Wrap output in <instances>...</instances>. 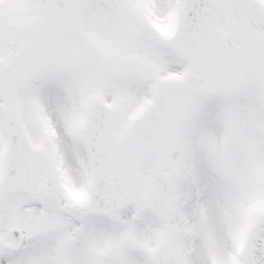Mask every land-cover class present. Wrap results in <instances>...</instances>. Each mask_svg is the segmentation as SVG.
Segmentation results:
<instances>
[{
    "label": "snow or ice",
    "instance_id": "snow-or-ice-1",
    "mask_svg": "<svg viewBox=\"0 0 264 264\" xmlns=\"http://www.w3.org/2000/svg\"><path fill=\"white\" fill-rule=\"evenodd\" d=\"M0 264H264V0H0Z\"/></svg>",
    "mask_w": 264,
    "mask_h": 264
}]
</instances>
